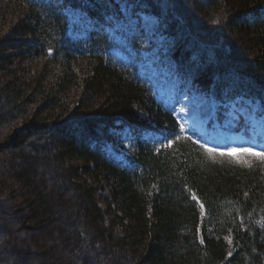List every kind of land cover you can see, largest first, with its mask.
I'll return each instance as SVG.
<instances>
[{"label": "trees", "instance_id": "trees-1", "mask_svg": "<svg viewBox=\"0 0 264 264\" xmlns=\"http://www.w3.org/2000/svg\"><path fill=\"white\" fill-rule=\"evenodd\" d=\"M182 1L135 6L163 20L170 57L178 49L197 57V83L212 88L219 75L264 96V0H209L211 19L199 0ZM5 2L0 20L9 13L16 19L0 39V124L33 104L43 120L76 117L33 126L23 142L2 146L15 144L12 157L0 159V264H264V163L210 156L186 140L154 152L135 139L126 163L106 156L102 141L113 120L172 130L171 119L134 74L67 41L56 9ZM91 48L101 51L96 42ZM38 60L43 65L33 71ZM74 97L76 108L104 103L105 115L79 119ZM28 223L43 231L20 236L17 225Z\"/></svg>", "mask_w": 264, "mask_h": 264}, {"label": "rangeland", "instance_id": "rangeland-1", "mask_svg": "<svg viewBox=\"0 0 264 264\" xmlns=\"http://www.w3.org/2000/svg\"><path fill=\"white\" fill-rule=\"evenodd\" d=\"M174 1V4L178 7L177 3L180 5V3H184L182 0H173ZM177 1V2H176ZM187 2H185V4H183L184 6L189 3L188 0H185ZM199 2H201L202 4V8H200L201 12H209L210 15V19L214 16V13L213 11H215L214 7L211 8V5H209L210 1L209 0H199ZM206 2V4H205ZM7 4V2H5V0H0V7H3V5L5 6ZM209 5V7L206 9L203 7V5ZM188 6V5H187ZM220 6V4H219ZM11 8V6H10ZM204 8V10H202ZM216 8V7H215ZM192 11V9H191ZM200 12V13H201ZM199 13V12H198ZM196 13V14H198ZM188 14V13H187ZM187 14H184L185 15V19L187 20V23L189 26H192L193 23L192 21L190 20L191 17L190 16H187ZM16 19V15H14L13 13H9L7 14L6 16H4L2 18V20H0V39H1V36L2 35H5L7 34V30H8V25L9 22H14ZM194 19V17H193ZM206 19L207 21L204 23V24H208L211 22L208 18V16H206ZM142 23L145 27V36H146V39L147 40H152L153 41V48L155 49L157 47V44L158 42L160 41L161 39V35L160 34H156L153 32L154 30V27H155V21L149 17V16H145V15H142ZM212 23V22H211ZM224 24V22H221ZM218 27L220 28H223V24L220 25V22L217 23ZM217 29V27H215ZM224 29V28H223ZM214 32H219V30H215ZM210 37V36H208ZM207 56L204 55V59H206ZM32 64V68H33V71H38L42 65H43V62L42 60H38V61H34L31 63ZM168 85L170 86L169 82L166 83L165 85V93H168L169 92V87ZM202 95L203 94H196L194 96V99H193V104L194 105L193 107H189L188 105L186 106L187 109H186V113L185 114H196L197 115V118H195L193 121L194 122H197L200 118L202 117H206L210 114L211 112V107L205 103V102H202ZM104 102V101H103ZM78 104L77 102V98H73L72 100V113L74 114H79L80 118L79 119H89V118H93V117H98V116H103L105 115L102 111H103V107H106V105L104 103H99L97 104V102H93L91 104V107H85V106H82V107H79V108H76V105ZM36 105L33 104L31 106V108H29V110L23 114L22 116H20L19 118H17L12 124L10 125H2L0 124V159H6L7 157L11 158L12 155L10 154L12 150H14L13 147H15V144H11V145H8V147H2L4 146V144L6 143H12L11 141H13L14 143H18L19 141L20 142H23L24 139L26 138V135L28 132H30L31 128L33 126H42L43 124H46V125H54V124H61V123H65L67 122L68 120L76 117L75 115H72L70 117H66L64 118V120H60V119H57L55 117H53L52 119L50 120H43L44 119V115L40 114V112H38V110L35 108ZM71 113V114H72ZM25 135V137L23 138V136ZM17 137V138H16ZM14 138V139H13ZM236 139V138H235ZM235 140L233 139L232 142H234ZM9 146H11V148H9ZM233 146H236V147H240L242 146V141H237V142H234L233 143ZM264 147V145H263ZM2 148H4L2 150ZM236 159V162L237 163H241L242 165H248L249 162L252 161L251 157H237L236 155H233ZM245 160L249 161L248 163L245 162ZM49 178V177H48ZM57 183V181H55ZM59 184V183H58ZM36 226H34L33 224H30L28 223L27 225H17V231L19 232V235L22 236L21 234L24 233L25 235L32 233L33 235H36L38 236L42 231H43V228L42 227H37L35 228ZM46 229H48V226L45 227ZM44 228V230H45ZM3 247L1 246L0 247V253L1 255H3ZM5 250V249H4ZM29 250V249H28ZM30 251V250H29ZM8 252V251H7ZM6 254H9L7 253ZM31 252V251H30ZM28 252L26 253L27 256L29 257L31 255V253ZM89 261H85L84 263L85 264H89L88 263ZM92 263V262H91ZM131 264H142L141 261H138V262H134V263H131Z\"/></svg>", "mask_w": 264, "mask_h": 264}, {"label": "snow or ice", "instance_id": "snow-or-ice-1", "mask_svg": "<svg viewBox=\"0 0 264 264\" xmlns=\"http://www.w3.org/2000/svg\"><path fill=\"white\" fill-rule=\"evenodd\" d=\"M128 5L125 4L123 11H127ZM184 109L182 108L181 111ZM187 129L185 128L184 124L179 125V132H173L172 136L174 139H168L165 137V140L167 143L164 141H161V147L163 148H169L172 147L175 143L176 140H179L181 138V135H186V138L188 141L192 142L193 145L197 146L198 148L202 149L204 152L209 154L210 156H215V155H220L221 157L223 156H233L236 155L237 157H251L254 159H258L260 162L264 163V151H257L254 146H226V147H220L216 145H210L207 142H201L199 138L193 140V137L191 135H187ZM246 163L249 161L245 160ZM192 199L197 200L196 195L193 193L192 194ZM204 205L201 204V208H203Z\"/></svg>", "mask_w": 264, "mask_h": 264}]
</instances>
